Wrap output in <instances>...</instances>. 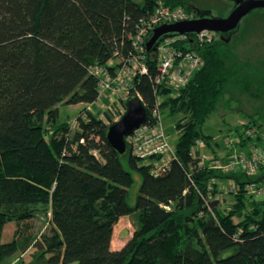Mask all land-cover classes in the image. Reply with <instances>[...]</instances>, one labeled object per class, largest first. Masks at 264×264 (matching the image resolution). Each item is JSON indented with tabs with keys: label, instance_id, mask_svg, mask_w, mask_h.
<instances>
[{
	"label": "trees",
	"instance_id": "16d2710c",
	"mask_svg": "<svg viewBox=\"0 0 264 264\" xmlns=\"http://www.w3.org/2000/svg\"><path fill=\"white\" fill-rule=\"evenodd\" d=\"M159 2L192 11L189 0H0V264L30 249L28 264H264V198L244 192L264 175L224 173L193 154L203 142L225 159L202 126L231 87L262 98L264 79L243 76L219 34L191 45L203 66L178 92L155 83L154 52L147 54L148 74L134 79L131 96L142 99L147 122L159 97L160 109L179 117L176 157L164 174L155 176L129 147L119 154L109 144L114 121L85 109L75 130L54 123L59 104L97 101L91 69L131 54L129 36ZM256 114L232 133L252 126L264 134V108ZM136 176L141 185L132 202ZM230 179L241 190L230 192L235 202L222 211L219 182ZM123 216H131L134 232L113 250ZM36 217L48 219V233L2 242L7 222Z\"/></svg>",
	"mask_w": 264,
	"mask_h": 264
},
{
	"label": "built area",
	"instance_id": "2783aa9c",
	"mask_svg": "<svg viewBox=\"0 0 264 264\" xmlns=\"http://www.w3.org/2000/svg\"><path fill=\"white\" fill-rule=\"evenodd\" d=\"M190 18V13L185 9L171 8L159 2L148 18L140 20L136 34L129 36L134 49L131 54L125 57L116 54L105 66L91 69L98 78L97 102H102L108 113H113L119 120L127 111V101L134 79L139 75L148 74L146 42L153 29ZM216 38V32L203 30L194 35L178 34L161 40L154 51L157 67L155 83L172 93L185 88L203 66L201 55L191 45L202 46ZM101 96H106L107 105L101 100ZM241 140L246 143L241 145ZM224 141L229 147L227 158L203 157L202 162H207L211 168L224 173L240 171L247 177L264 175V134L259 133L257 127H246L240 135L225 134ZM126 142L134 156L152 166L151 172L155 176L164 174L176 157L175 149L171 147L163 126L159 103L153 109L149 122L146 121L128 135ZM198 146L203 147L205 144L199 142ZM197 147L193 149V154H196ZM240 190L241 186L235 180L230 182V192L238 193ZM244 192L250 197L264 198V179L249 181L244 187Z\"/></svg>",
	"mask_w": 264,
	"mask_h": 264
},
{
	"label": "rangeland",
	"instance_id": "374dc122",
	"mask_svg": "<svg viewBox=\"0 0 264 264\" xmlns=\"http://www.w3.org/2000/svg\"><path fill=\"white\" fill-rule=\"evenodd\" d=\"M189 2L198 4V6L210 8L215 13H228L232 5L225 0H189ZM229 49L235 57V62L241 64L243 69L241 73L243 76L264 79V9H256L248 14L241 22L240 30L232 36L229 42ZM258 84H255V88ZM262 89V98L257 99L242 90L239 87H231L230 91L223 96L218 108L207 118L202 126V131L206 135H210L218 143L221 149L226 152L227 158L228 146L224 141V135L230 134L236 127L247 123L252 119H257L256 112L264 108V87ZM256 92V91H255ZM132 98L130 93V98ZM165 98L159 97V103H162ZM101 100L107 105L108 99L106 96H101ZM127 101V103H128ZM59 114L55 120V125L69 123L72 125L73 130L77 129V118L80 114L85 117L89 112L103 119L106 123L117 121L113 113H108L107 109L102 106V102H95L91 105L85 104H66L58 105ZM85 111L84 113L82 111ZM163 126L168 134V139L171 147L175 149L179 132L176 129V121L179 117L169 116L166 110L161 108ZM51 127L50 123L46 124ZM128 155V150L125 153ZM197 154L199 157H212L214 151L208 146H198ZM127 157V156H125ZM126 168H128L126 166ZM219 189V208L222 211H229L234 204L233 193H230V184L228 181H220ZM141 185L139 176H136L135 182L130 189L131 200L135 201ZM49 216V215H48ZM50 217V216H49ZM132 219V218H131ZM50 225L48 219L36 217L28 221L20 223L10 221L5 225L2 236V242L10 241L14 238L21 239L23 236L36 235L39 237L42 233H48ZM18 231L21 233L18 234ZM34 260V250L30 249L26 253L19 255L16 254L11 258H7L2 264H28Z\"/></svg>",
	"mask_w": 264,
	"mask_h": 264
},
{
	"label": "water",
	"instance_id": "95a60500",
	"mask_svg": "<svg viewBox=\"0 0 264 264\" xmlns=\"http://www.w3.org/2000/svg\"><path fill=\"white\" fill-rule=\"evenodd\" d=\"M256 9H264V0H236L235 7L226 17L198 14L187 20L160 25L153 29L147 39V52H154L159 42L168 36L194 35L203 30L214 31L226 42H230L232 36L240 30L244 17ZM147 117V109L142 99L132 97L127 103L126 113L106 131L107 141L119 154L126 153V137L143 125Z\"/></svg>",
	"mask_w": 264,
	"mask_h": 264
},
{
	"label": "crops",
	"instance_id": "0c3cea01",
	"mask_svg": "<svg viewBox=\"0 0 264 264\" xmlns=\"http://www.w3.org/2000/svg\"><path fill=\"white\" fill-rule=\"evenodd\" d=\"M216 153L224 157L226 152L220 148L219 145L216 147ZM233 179L228 180L229 184ZM134 232V226L131 220V216H123L119 219L117 224L114 226L113 237L111 247L113 250H120L125 246L128 240L132 237Z\"/></svg>",
	"mask_w": 264,
	"mask_h": 264
},
{
	"label": "flooded vegetation",
	"instance_id": "af4514ba",
	"mask_svg": "<svg viewBox=\"0 0 264 264\" xmlns=\"http://www.w3.org/2000/svg\"><path fill=\"white\" fill-rule=\"evenodd\" d=\"M225 1L230 2L232 5V7L228 13H226V12L225 13H215L210 8L201 7V6H198V4L189 2L190 6L192 7V11L190 12V16H191V18H193V17L197 16L198 14H207V15L216 16V17H226L230 13V11L235 7L236 0H225Z\"/></svg>",
	"mask_w": 264,
	"mask_h": 264
}]
</instances>
